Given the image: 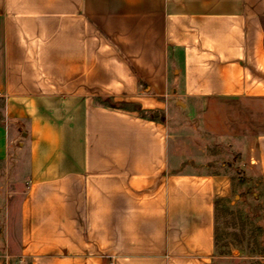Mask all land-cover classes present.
I'll return each mask as SVG.
<instances>
[{
	"label": "crops",
	"instance_id": "obj_1",
	"mask_svg": "<svg viewBox=\"0 0 264 264\" xmlns=\"http://www.w3.org/2000/svg\"><path fill=\"white\" fill-rule=\"evenodd\" d=\"M238 167L264 0H0V264H219Z\"/></svg>",
	"mask_w": 264,
	"mask_h": 264
},
{
	"label": "rangeland",
	"instance_id": "obj_2",
	"mask_svg": "<svg viewBox=\"0 0 264 264\" xmlns=\"http://www.w3.org/2000/svg\"><path fill=\"white\" fill-rule=\"evenodd\" d=\"M237 170L231 196L216 204V257L219 264H264L261 178L258 173Z\"/></svg>",
	"mask_w": 264,
	"mask_h": 264
}]
</instances>
